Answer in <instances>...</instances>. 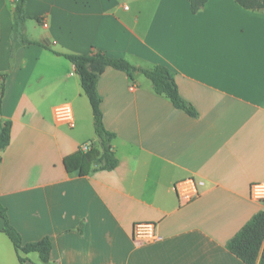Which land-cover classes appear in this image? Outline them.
<instances>
[{
  "label": "crops",
  "instance_id": "crops-1",
  "mask_svg": "<svg viewBox=\"0 0 264 264\" xmlns=\"http://www.w3.org/2000/svg\"><path fill=\"white\" fill-rule=\"evenodd\" d=\"M14 9L0 0V122L12 123L0 204L23 244L49 237L50 264H245L227 245L264 210L250 198L264 183V10L235 0L197 13L188 0H27L31 44L11 58ZM41 44L166 66L198 115L157 96L145 76L109 67L98 92L119 166L69 173L66 158L99 146L93 111L74 65ZM65 103L73 129L54 119ZM189 178L200 195L184 203L176 185ZM139 223L153 224L155 238L136 240ZM4 228L0 217V264H21Z\"/></svg>",
  "mask_w": 264,
  "mask_h": 264
},
{
  "label": "trees",
  "instance_id": "trees-1",
  "mask_svg": "<svg viewBox=\"0 0 264 264\" xmlns=\"http://www.w3.org/2000/svg\"><path fill=\"white\" fill-rule=\"evenodd\" d=\"M192 12H199L209 0H188ZM246 10L263 11L264 0H235ZM27 0H15L14 22L12 33V54L20 47L31 44L25 36V23L31 17L26 13ZM57 56L70 61L80 77L81 86L87 96L93 111V122L98 147L90 146L86 151L79 150L76 154L65 159V167L69 173L88 176L98 171H113L119 166V160L113 149L112 142L116 138L104 124V114L101 109L102 98L98 92V82L107 68L126 73L131 80L135 74H141L152 83L153 92L171 101L173 106L192 117H197V111L179 92L175 73L163 65L150 68L137 67L126 59H116L93 50L90 54H63L41 44ZM0 83V117L1 105L4 97V82ZM12 123L0 122V151L7 148L11 141ZM0 217L5 221L4 231L13 242L19 254L21 264H27L25 255L38 253L42 264H50L52 242L49 237L40 241L24 245L20 233L10 224L7 209L0 204ZM227 249L245 264H264V210L258 212L237 235L231 239Z\"/></svg>",
  "mask_w": 264,
  "mask_h": 264
},
{
  "label": "built area",
  "instance_id": "built-area-1",
  "mask_svg": "<svg viewBox=\"0 0 264 264\" xmlns=\"http://www.w3.org/2000/svg\"><path fill=\"white\" fill-rule=\"evenodd\" d=\"M45 26L47 23L42 21ZM54 119L58 125L75 127L74 111L71 105L61 104L54 110ZM88 148L86 147L85 150ZM176 191L184 203H189L200 195L199 187L195 179L189 178L176 185ZM250 198L264 205V183L251 186ZM133 237L139 241H147L155 238V227L151 223H139L134 226Z\"/></svg>",
  "mask_w": 264,
  "mask_h": 264
},
{
  "label": "rangeland",
  "instance_id": "rangeland-1",
  "mask_svg": "<svg viewBox=\"0 0 264 264\" xmlns=\"http://www.w3.org/2000/svg\"><path fill=\"white\" fill-rule=\"evenodd\" d=\"M75 116H76V121H79V118L81 116L79 111H75Z\"/></svg>",
  "mask_w": 264,
  "mask_h": 264
}]
</instances>
